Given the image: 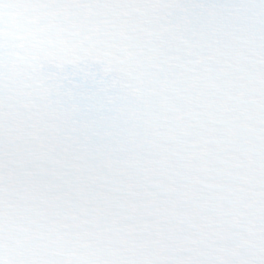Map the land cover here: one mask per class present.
I'll use <instances>...</instances> for the list:
<instances>
[{
	"label": "snow or ice",
	"instance_id": "6c2138e0",
	"mask_svg": "<svg viewBox=\"0 0 264 264\" xmlns=\"http://www.w3.org/2000/svg\"><path fill=\"white\" fill-rule=\"evenodd\" d=\"M0 264H264V0H0Z\"/></svg>",
	"mask_w": 264,
	"mask_h": 264
}]
</instances>
